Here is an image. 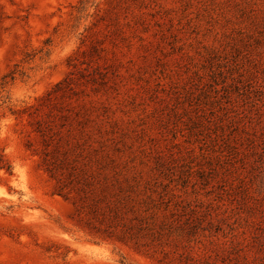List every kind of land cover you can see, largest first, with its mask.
<instances>
[{"label":"rangeland","instance_id":"1","mask_svg":"<svg viewBox=\"0 0 264 264\" xmlns=\"http://www.w3.org/2000/svg\"><path fill=\"white\" fill-rule=\"evenodd\" d=\"M261 224L264 0H0V264H264Z\"/></svg>","mask_w":264,"mask_h":264},{"label":"trees","instance_id":"2","mask_svg":"<svg viewBox=\"0 0 264 264\" xmlns=\"http://www.w3.org/2000/svg\"><path fill=\"white\" fill-rule=\"evenodd\" d=\"M258 230L264 232V224H261ZM253 250L255 252V257H258L257 259H259L261 263L264 262V238L262 239L260 236L255 237ZM242 253L243 251L240 245L233 246V244H230V247H227L226 251V261H228V264H245L243 263L244 256Z\"/></svg>","mask_w":264,"mask_h":264}]
</instances>
